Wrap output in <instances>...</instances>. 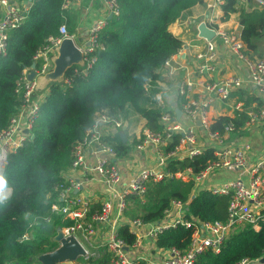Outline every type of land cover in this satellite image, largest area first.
I'll list each match as a JSON object with an SVG mask.
<instances>
[{
	"label": "built area",
	"instance_id": "obj_1",
	"mask_svg": "<svg viewBox=\"0 0 264 264\" xmlns=\"http://www.w3.org/2000/svg\"><path fill=\"white\" fill-rule=\"evenodd\" d=\"M79 1L62 0L61 9L69 11L75 8ZM101 1L105 15L90 25L87 41L81 43L84 65L74 68V72L81 75H86L96 59L94 53L100 47L97 37L107 23L108 16L118 15L120 12L116 0ZM32 2L33 0H0V56L6 54L8 30L20 25ZM227 2L204 0L199 12L173 22L176 25L192 24L195 26V33L188 39H181V48L168 57L160 69L169 76L179 73L176 79L177 108L182 115L195 120V123L181 124L175 112L156 91L154 99L160 108L158 120L161 130H151L144 124L136 134V139L131 141L137 150L151 147L155 154L153 163L139 167L124 180L117 163L119 156L112 143L104 137L125 134L126 114H111L106 109L94 113L92 125L74 146L73 160L69 168L85 174L81 180L63 174L64 182L55 187L62 202L51 203L52 212L66 213L74 220L72 224L60 226L63 234H74L87 250L86 256L63 264H90V257H98L105 251L110 254V264H136L139 260H143L145 264H193L196 256L205 249L219 252L224 239L237 228H260V221L264 220V147L256 151L249 133H236L238 129L236 130L233 118L241 113L246 115L239 130L250 131L254 124L264 122V105L252 107L241 99L234 101L231 104L233 111L228 115L230 120L222 131L210 129V124L216 118L211 114L212 106L216 102L228 103L233 94L245 85L252 86L256 95L264 99V58L247 52L241 37L244 24L239 16L240 12L250 13L264 9V0H234L233 10L227 7ZM65 12L62 13L63 21L58 26L59 35L49 37L48 43L37 49L33 55L34 63L40 61L38 68L35 65V75L44 73L51 66L50 56L63 37H74L68 32ZM200 24H204L213 32L210 38L199 35ZM221 51L241 63L247 69L248 76L245 78L227 67H221ZM180 53L187 57L185 63L182 62ZM30 67L24 68L16 81L15 92L20 95L21 102L11 115L7 126L0 132V175L4 173L9 153L30 138L32 124L44 98L41 93L34 91V78L28 79ZM63 82L69 85L71 78L64 77ZM153 87L156 88L157 85L152 79H147L143 85L144 93L150 95ZM174 133L180 134L178 143L173 150L164 152V147ZM124 142L130 147L131 143L126 140ZM206 149L211 150L212 158L207 160L205 166L197 173H193L189 167L175 172L167 168L171 159H191L201 155ZM86 154L93 156L94 160L88 159ZM219 169H233L238 171L239 175L209 182L210 175ZM168 177L192 179V196L200 190L227 196L225 220L197 221L193 217L187 218L186 203L180 200H171L163 218L158 222H144L139 217L126 216L128 195H136L144 201L147 184ZM91 178L99 179L105 191L99 207L95 210H89L90 200L87 197L72 193ZM11 192V187L7 186L0 194V201H6ZM37 223H30V228L21 235L20 240L29 239ZM122 224H127V231L134 237L131 245L118 236V227ZM178 224L192 227L187 248L156 246L157 236ZM97 225L107 229L100 245L93 244ZM101 245L99 253L94 250ZM263 256L264 249L260 257H243L236 264H264L260 262Z\"/></svg>",
	"mask_w": 264,
	"mask_h": 264
},
{
	"label": "trees",
	"instance_id": "obj_2",
	"mask_svg": "<svg viewBox=\"0 0 264 264\" xmlns=\"http://www.w3.org/2000/svg\"><path fill=\"white\" fill-rule=\"evenodd\" d=\"M116 1L120 12L107 18L99 32L100 47L86 75L74 72L77 65H73L65 73V77L71 78L69 85L62 82L47 87L30 138L8 155L3 176L12 192L6 201H0V264H30L31 255L55 247L50 237L57 226L73 223L66 213L52 212L51 203L62 202L55 187L64 182L63 174L71 166L74 146L92 125L95 112L106 109L111 114H123L131 107L145 119L146 127L161 130L160 108L154 99L157 88L153 87L150 95H146L143 85L149 78L156 83L163 62L181 48L182 41L169 30L170 24L191 13L194 6L203 5L204 0ZM227 1V7L233 10L234 0ZM61 3L62 0H33L20 25L7 32L6 54L0 56V132L21 102L15 92L21 71L31 66L35 51L47 44L49 37L59 35L58 26L65 12ZM66 16V26L72 34L73 19L69 14ZM239 16L244 24L241 37L252 55L257 38L264 31V9L240 12ZM35 65L38 68L40 61ZM245 119L242 113L233 118L237 131ZM229 120L228 115H220L210 129L222 131ZM179 137V133H174L163 151L173 150ZM104 138L112 143L117 156L128 154L130 147L119 134ZM211 158V150L206 149L191 159H171L167 168L175 172L189 167L197 173ZM193 185L192 179L176 177L149 182L144 201L136 195L127 196L125 214L144 222H158L171 200H180L186 203L187 218L225 220L228 197L206 190L192 196ZM33 221L38 223L31 237L20 240ZM191 232L192 227L178 224L159 234L156 246L185 249ZM118 236L128 245L134 240L127 224L118 227ZM263 249L264 220H261L258 230L248 226L237 228L224 239L219 252L205 249L193 264H236L243 257H260ZM109 259L110 254L105 251L98 257H90L89 263L110 264ZM136 264L145 262L139 260Z\"/></svg>",
	"mask_w": 264,
	"mask_h": 264
},
{
	"label": "crops",
	"instance_id": "obj_3",
	"mask_svg": "<svg viewBox=\"0 0 264 264\" xmlns=\"http://www.w3.org/2000/svg\"><path fill=\"white\" fill-rule=\"evenodd\" d=\"M203 5H196L192 9L191 13L188 15L195 14L202 9ZM1 13V11H0ZM73 19V32L74 38L76 40H80L81 43H85L88 38L89 27L99 17L105 15V8L101 0H80L75 8L66 12ZM186 16V15H185ZM184 16V18H185ZM178 18V19H184ZM169 30L172 33H176L180 39H188L192 37L195 33V26L192 24L188 25H176L175 23H171L169 26ZM258 45V41H257ZM256 49L252 55L263 57L264 54H256ZM175 57V56H174ZM180 58L183 63L187 57H183V54L180 53ZM219 65L224 68H228L233 72L240 73L243 77L248 76L247 69L241 65V63L233 60L230 57L226 56V52L221 51V57L219 59ZM179 73L175 75L166 74L162 69L159 70V78L156 81L157 92H159L170 109H172L176 114V109H178V101L176 100V79L178 78ZM46 94V90L41 92V95L44 96ZM241 100L249 106L257 107L264 105V99H260L253 90L252 86L245 85L239 91L233 94V96L229 99L228 103L224 102H216L211 108V114L215 117L220 115H230L232 113L231 104L234 101ZM128 109V107H127ZM177 116V115H176ZM127 127L125 129L126 141L131 143L136 139V134L139 133L142 126L145 124V119L139 117L132 109L130 113L126 114ZM179 122L184 125L195 123V120L188 119L185 115H182L181 112L177 116ZM259 129V130H258ZM236 133L240 134H250L252 138L253 146L256 151H260L264 147V122H259L254 124L250 131H236ZM86 157L91 161L94 160L93 156L86 154ZM155 161V154L151 147H147L145 149L137 150L134 147V144H130V151L124 157L117 158L118 166L121 170V174L124 180H127L139 167L150 165ZM64 174H68L72 176L76 180H81L85 173H82L78 170L68 169L64 172ZM239 173L233 169H219L214 171L208 181L209 182H218L224 179L232 178L238 176ZM91 174H89V177ZM76 195H82L87 197L90 200L89 210H95L99 207L102 197L105 195L104 185L97 178H91L86 182H83L77 190L72 192ZM106 227H102L101 225H97L96 233L93 237V244L100 245L102 240L105 238Z\"/></svg>",
	"mask_w": 264,
	"mask_h": 264
},
{
	"label": "water",
	"instance_id": "obj_4",
	"mask_svg": "<svg viewBox=\"0 0 264 264\" xmlns=\"http://www.w3.org/2000/svg\"><path fill=\"white\" fill-rule=\"evenodd\" d=\"M111 17L110 15L108 18ZM199 35L210 38L213 35L204 24L198 26ZM51 66L42 74H36L35 63L31 64L28 71V79L34 78L36 93H41L47 89L51 83H62L68 68L73 65L83 66L84 58L81 48V41L72 36H65L54 47V53L50 56ZM180 114V109H176V115ZM27 132V131H26ZM121 139L125 140V134H121ZM56 245L50 250L38 252L29 257L30 264H63L75 262L78 258L86 256L87 250L80 240L72 233L64 235L61 227L57 226L55 233L50 237ZM264 263V256L260 259Z\"/></svg>",
	"mask_w": 264,
	"mask_h": 264
},
{
	"label": "rangeland",
	"instance_id": "obj_5",
	"mask_svg": "<svg viewBox=\"0 0 264 264\" xmlns=\"http://www.w3.org/2000/svg\"><path fill=\"white\" fill-rule=\"evenodd\" d=\"M257 41H258V45H257L258 48H257L255 53L257 55L258 54H260V55L264 54V31H263L262 35L257 38ZM131 109H132L131 107H128L127 111H125L126 113H124V114H127V113L129 114ZM101 248H102V245L97 247V248H95L94 250L98 251V253H99L101 251ZM98 253H95V255H98Z\"/></svg>",
	"mask_w": 264,
	"mask_h": 264
},
{
	"label": "clouds",
	"instance_id": "obj_6",
	"mask_svg": "<svg viewBox=\"0 0 264 264\" xmlns=\"http://www.w3.org/2000/svg\"><path fill=\"white\" fill-rule=\"evenodd\" d=\"M7 187V180L3 175H0V194L4 192Z\"/></svg>",
	"mask_w": 264,
	"mask_h": 264
}]
</instances>
